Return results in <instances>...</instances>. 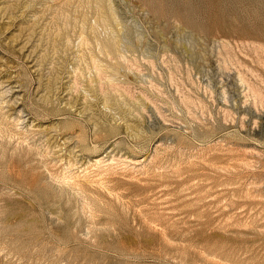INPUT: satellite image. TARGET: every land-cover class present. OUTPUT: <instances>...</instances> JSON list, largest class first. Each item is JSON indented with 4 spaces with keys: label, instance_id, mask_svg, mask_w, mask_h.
Masks as SVG:
<instances>
[{
    "label": "rangeland",
    "instance_id": "obj_1",
    "mask_svg": "<svg viewBox=\"0 0 264 264\" xmlns=\"http://www.w3.org/2000/svg\"><path fill=\"white\" fill-rule=\"evenodd\" d=\"M0 264H264V0H0Z\"/></svg>",
    "mask_w": 264,
    "mask_h": 264
},
{
    "label": "bare ground",
    "instance_id": "obj_2",
    "mask_svg": "<svg viewBox=\"0 0 264 264\" xmlns=\"http://www.w3.org/2000/svg\"><path fill=\"white\" fill-rule=\"evenodd\" d=\"M160 3H161V2H160ZM189 9H191V8L189 7ZM178 13H179V12H178ZM177 15H178V14H176V18H177ZM178 17H180V16L178 15ZM176 20H177V19H176ZM174 21H175V20H174ZM179 21H181V20H179ZM235 21H236V19H235ZM235 21H234V22H235ZM228 22H230V21L228 20ZM221 23H222V22H221ZM237 23H238V22H237ZM237 23H236V24H237ZM222 24H223V23H222ZM224 24H225V23H224ZM210 25H211V24H210ZM183 26H184V25H183ZM224 26H225V25H224ZM230 26H231V25H230ZM243 26H244V25H243ZM196 27H197V26H196ZM214 27H216V26H214ZM225 27H226V26H225ZM225 27H224V28H225ZM234 27H235V26H234ZM234 27H233V28H234ZM237 27H239V25H238ZM251 27H252V26H251ZM229 28H230V27H229ZM235 29H237V28H235ZM223 30H224V29H223ZM213 31H214V30H213ZM216 31H217V29H216ZM216 31H215V32H216ZM244 31H245V30H244ZM215 32H214V33H215ZM245 32H246V31H245ZM217 33H218V32H217ZM254 33H255V32H254ZM166 47H167V45H166ZM168 48H169V47H168ZM98 164H99V163H98Z\"/></svg>",
    "mask_w": 264,
    "mask_h": 264
}]
</instances>
